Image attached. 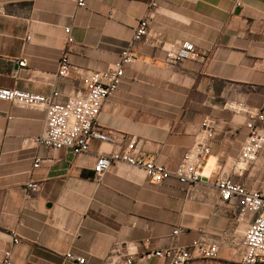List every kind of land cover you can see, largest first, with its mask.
I'll use <instances>...</instances> for the list:
<instances>
[{
	"label": "crops",
	"instance_id": "0c3cea01",
	"mask_svg": "<svg viewBox=\"0 0 264 264\" xmlns=\"http://www.w3.org/2000/svg\"><path fill=\"white\" fill-rule=\"evenodd\" d=\"M149 1L87 0L80 8L76 0H0L2 89L46 97L58 91L61 99L84 94L82 75L111 69L145 18L165 48L187 41L200 53L168 64L161 45L140 43L99 117L115 142L92 141L80 155L39 144L44 107L0 100V264L4 250L12 264H78L67 253L85 264H167L151 254L196 239L216 242L219 256L191 264H240L253 215L238 221V204L221 203L217 182L228 173L247 189L264 187V151L232 173L249 136L247 111L264 105V0H158L151 16ZM68 27L71 68L59 78ZM239 104L243 110L232 108ZM206 119L218 128L199 182L153 183L124 162L94 177L97 156L125 151L131 138L139 157L175 169ZM31 180L41 184L38 192L26 190Z\"/></svg>",
	"mask_w": 264,
	"mask_h": 264
},
{
	"label": "built area",
	"instance_id": "2783aa9c",
	"mask_svg": "<svg viewBox=\"0 0 264 264\" xmlns=\"http://www.w3.org/2000/svg\"><path fill=\"white\" fill-rule=\"evenodd\" d=\"M134 1V0H126ZM87 0H76V5L85 7ZM159 8L158 0L149 1L148 15L151 16ZM149 18L141 20L133 33L130 41L121 49L120 58L111 69L104 72H88L82 75L85 93L81 95L68 96L61 99L58 91L50 96L28 93L19 89L0 88V100L12 102L19 106L32 108L44 107L46 109V122L43 133L38 142L40 145L52 150L67 149L74 155L88 153L90 143L98 141L101 143H114L116 135L107 132L100 127L99 117L104 103L119 89L125 76L126 67L135 61L133 50L140 44L160 46L165 50V62L177 64L185 60H193L200 57V53L194 44L184 41L178 45H170L165 48L157 32L149 29ZM71 29L65 28L66 47L58 62L59 78L67 77L70 68V45L73 37ZM233 109L243 110L239 104ZM250 121L247 123L249 130L248 139L243 146L238 159L233 163V174H239L255 163L262 151H264V105L257 110H248ZM217 123L206 119L201 124V132L196 142L186 151L180 164L175 169H167L153 160H144L137 155L138 140L131 138L127 148L121 153L108 155L99 154L93 167L94 177L100 179L113 165L124 162L130 166L138 167L144 171L148 180L153 183H163L169 179H175L181 184H194L200 181L198 166L203 159L210 154L207 141L213 139L217 131ZM43 160L38 157L33 161V168H38ZM26 190L38 192L41 184L29 181ZM217 188L220 192L221 203L236 202L237 220L241 221L248 215L253 219L244 232L242 246L243 252L240 264H264V187L260 189H247L236 184L231 174H223L219 177ZM177 229L172 232V237L180 234ZM13 244L19 243L15 233ZM151 255L161 258L167 264H191L198 259H216L219 256V245L216 242H207L205 239H196L187 245L172 244L166 249L158 250ZM12 252L4 250L2 263L12 264ZM66 259L78 264H85L84 257L67 253ZM127 264H133L128 260Z\"/></svg>",
	"mask_w": 264,
	"mask_h": 264
}]
</instances>
